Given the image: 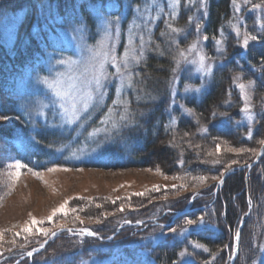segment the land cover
I'll list each match as a JSON object with an SVG mask.
<instances>
[{"label":"trees","instance_id":"trees-1","mask_svg":"<svg viewBox=\"0 0 264 264\" xmlns=\"http://www.w3.org/2000/svg\"><path fill=\"white\" fill-rule=\"evenodd\" d=\"M119 1L0 0V21L9 15L20 16L11 45L0 41V84L9 81L17 92L16 86L23 87L26 74L30 75L29 79L39 75L43 61L49 59L47 55L54 54L63 44L56 38L57 29H69L68 25H57L58 21L82 20L92 29L95 8L107 3L119 6ZM139 3V0L131 2L132 5ZM205 9L206 23L202 28L203 39L207 37L204 39L205 51L217 67L213 71L208 91L200 98L183 100L193 117L177 116L175 120L167 117L164 110L168 109L166 96L173 79L174 59L166 54H148L134 68L133 81L136 88L151 87L161 93L158 104L154 105L158 111L148 115L147 123L132 128L133 137L139 138V146L134 147L132 156L124 160L123 164H118L117 159L111 164L113 167L155 166L169 174L186 175L190 179L204 176L207 177L204 182L208 184L195 186L199 188V195L181 196L183 203L161 205V211L154 216L150 212V215L145 216L148 214L145 210H132L113 217L110 223L113 225L108 230L102 228L106 223L96 224L97 230L87 224L72 226L76 229L89 228L107 239L119 226L126 225L125 222L146 220L142 227L125 226L107 243H98L88 237L75 238L85 247L75 257L82 259L93 254L112 256L114 259L111 264H229L233 237L237 233L240 218L244 216L233 264H264V152L254 166L249 170L245 168L257 154L260 141L264 140V0H205ZM179 17L178 25L187 22L182 12ZM161 28L159 25L157 31ZM190 35L192 40L179 42L177 49L195 40V33ZM246 36L256 39H249L245 45ZM240 84L253 86L251 101L247 104L248 111L244 110L246 102L240 93ZM1 85L0 116H13L15 121L0 129V137L11 150L14 163L19 162L24 166L20 171L39 172L50 166L65 164L64 157L58 158L56 151L61 143L67 144L65 135L34 117L32 105H16L17 101L13 100L15 94L5 96ZM4 89L9 92L12 90L10 87ZM21 91L17 92L20 96ZM133 104L129 103L128 106L133 113L138 114L139 105ZM140 105L144 110L151 107L150 104ZM216 140L228 141L227 148H245L248 151H244L246 154L230 155L222 149L224 154L221 153L216 159L210 156L214 144H218ZM233 160L238 163L233 164ZM231 169H235L234 172L224 179L216 194H213L218 180L212 177H222ZM186 207L188 212L174 218L177 212ZM164 211L167 212L163 214ZM134 214L142 217H133ZM198 217L204 218L203 224L186 225L187 219ZM149 219L155 221L148 223ZM155 222L158 225H153ZM186 227L188 230L183 232L182 229ZM173 228L175 232L170 230ZM54 242L55 239L50 241L40 253ZM96 244L104 248H97ZM196 244L201 247H195ZM27 250L25 247H16L2 255L11 257L8 260L11 261L24 256ZM185 250L186 255L180 257L179 253ZM40 253L30 259H35ZM24 260L28 261V258ZM64 262L69 264L68 259Z\"/></svg>","mask_w":264,"mask_h":264},{"label":"rangeland","instance_id":"rangeland-1","mask_svg":"<svg viewBox=\"0 0 264 264\" xmlns=\"http://www.w3.org/2000/svg\"><path fill=\"white\" fill-rule=\"evenodd\" d=\"M119 2L121 3L119 6L107 3L105 6L95 8L92 29L82 20L58 21L57 25L69 27L68 30L59 27L55 33L58 41L63 44L54 51V54L47 55L49 59L43 61L38 76L29 79L30 75L26 74L23 87L16 86L17 92L22 90L21 96L12 88L11 82L7 81L6 84L4 81L2 85L0 84L3 86L1 91L5 96L7 94L11 97L15 94L13 100L18 102H16L18 106L32 105L35 109L34 117L58 133L64 134L67 139V144L61 143L56 149L57 157H64L65 164L50 166L39 172L23 173L19 169L21 175L16 178L17 170L10 155L11 150L0 137V264H13L18 259L8 261L11 257H4L2 255L4 252L16 247H25L28 254L37 250L48 239L50 241L55 239V242L43 253L35 256V259L29 257L28 261L22 260L21 264H34L33 262L65 264L64 261L67 259L69 264H111L114 259L112 256L93 254L82 259L75 257L77 252L85 248L77 241L84 236L79 232V228L72 226L87 224L97 230L96 224L106 223L102 228L108 230L110 225H113L110 224L113 217L132 210H145L148 211L145 216L150 214L154 216L161 211V205L183 203L184 199H181V196L199 195L197 191L199 188L195 186L208 184L194 180L195 177L190 179L186 175L169 174L155 166L113 167L111 164L116 161L114 159H117L118 164H123L124 160L132 156L134 147L139 146V138L133 137L132 128L134 125L136 127L147 123L153 111H158L154 105L158 104L161 93L151 87L136 88L133 81L134 68L148 54L154 53L157 56L166 54L174 59L173 79L166 96L168 109L164 110L170 120H175L177 116L179 118L192 116V112L184 106L183 100L200 98L209 89L213 71L217 67L214 60L206 54L202 36V28L206 23L205 0H179L178 4L175 0H139L140 3L136 5L131 4L132 0ZM93 11L95 10H91ZM181 12L187 22L178 25ZM105 20L112 22L110 34H105ZM19 22L18 15L3 18L0 21V41L11 45ZM159 25L162 28L157 31ZM190 33H195V40L177 49L179 42L187 43L192 40ZM193 44L195 48L192 47ZM125 55L132 72L131 86L127 75H119L111 62V57L115 56L116 63L123 68L122 60ZM106 57L108 62L101 70L100 63ZM136 58H140L139 63L136 62ZM96 78L100 80L99 88L95 84ZM88 85H91L93 94L99 102L93 104L81 120L72 124L67 123L57 93L62 96L66 92L79 91ZM9 87L12 89L10 92L4 89ZM251 88L253 86L249 85H245L243 89L239 88L243 97L246 95L250 97L247 104L251 101ZM129 103L139 105L138 114L133 113L128 106ZM140 104H150L151 107L145 106L147 109L144 110ZM0 117H5L0 119V129L15 121L13 116ZM217 142L210 154L216 159L221 153L224 154L223 151L230 155L242 153L228 151L230 149L227 148L228 141ZM216 144L220 148L219 151L216 150ZM262 146L264 147V144H261L259 149ZM254 159L255 157L250 163ZM246 183L247 173L245 186ZM61 205L65 206L64 211H57L53 215V210L59 209ZM49 216L52 217L51 220L48 219ZM133 217L138 218L139 214L138 216L134 214ZM32 218L38 223L33 224ZM244 218V216L240 218V222L244 223ZM150 220L155 221L149 219L147 222L151 223ZM145 222L146 220L140 219L136 225L142 227ZM26 226L31 229L29 232L24 231ZM134 231L136 232V229ZM55 232L58 233L53 234ZM96 236L100 237L97 233ZM235 238L236 234L233 237V248ZM107 239H109L107 242L112 241L109 237ZM96 245L97 248H104L101 244ZM72 256L75 259H71Z\"/></svg>","mask_w":264,"mask_h":264},{"label":"snow or ice","instance_id":"snow-or-ice-1","mask_svg":"<svg viewBox=\"0 0 264 264\" xmlns=\"http://www.w3.org/2000/svg\"><path fill=\"white\" fill-rule=\"evenodd\" d=\"M234 2H235V0H234ZM175 3L178 4L179 0H175ZM254 7H258V5H254ZM111 24H112V22H110V21H106V20L104 21L105 34H110ZM204 39H207V37H204ZM249 39L255 40L256 37L246 36L244 39L245 45H247ZM141 44L143 45V38H141ZM192 47L195 48V44H193ZM180 54L183 55V52H181ZM142 56H143V47H141V57ZM116 59L117 58L115 56L111 57V62L113 64V66L116 68V71L119 75H121V76H124L125 74L127 75L129 86H131V84H132V72L129 69V65L127 62V55H125V57L122 60L123 68H121L120 64L116 63ZM202 59H203V57H202ZM107 62H108V59L106 57L105 60L100 63L101 70L104 68L105 63H107ZM136 62L139 63L140 58H136ZM249 83L251 84L252 82H249ZM95 84H96L97 88L101 87L99 78L95 79ZM239 87L241 89H243L244 85L240 84ZM57 95L60 96V99H61L60 108L63 109V116L67 117V123H69V124L75 123L76 121H79L82 118H84L85 113L89 112V109L93 106V104L99 102V100L93 94V90H92L91 85H88L86 88H82L79 91H69V92L64 93L62 96L60 93H57ZM102 97H103V93H101V95H100V98H102ZM249 99H250V97L246 95L245 96L246 103H245V109H244L245 111H248L247 101ZM189 111H191V110H189ZM4 118L5 117H0V119H4ZM249 138H251V133H249ZM260 143L264 144V140L260 141ZM216 150L217 151L220 150L219 146H217ZM228 151L239 153V152H244V151H248V150L243 149V148H240V149L230 148V149H228ZM232 163L235 164V163H238V161L233 160ZM14 167L17 170L15 173V177L18 178L19 175H21V173L19 172V169H21L24 166L21 165L19 162H17L14 165ZM229 167H230V165H229ZM50 171H54V169H50ZM36 175H39V174L36 173ZM194 179L198 180L200 183H203L207 179V177L200 176V177H195ZM212 179L218 180L221 184L223 183V179L221 177H212ZM181 187H183V185H181ZM65 204H67V201H65ZM64 207H65L64 205H61V207L59 209H54L53 215H55L57 211L63 212ZM48 219L51 220L52 217L49 216ZM203 222H204L203 217H198L196 219H187L185 221L187 226H199V225L203 224ZM32 223L36 224V223H38V221H36L35 218H32ZM30 230L31 229L27 226L24 228L25 232H29ZM170 230L172 232L176 231V229H174V228L170 229ZM187 230H188L187 227L182 229L183 232H186ZM87 234L90 236L96 235L95 232H91V231H88ZM239 235H240V233L237 232L236 233L237 239L239 238ZM195 247L199 248V247H201V245L196 244ZM185 255H186V250L181 251L179 253L180 257H184Z\"/></svg>","mask_w":264,"mask_h":264},{"label":"water","instance_id":"water-1","mask_svg":"<svg viewBox=\"0 0 264 264\" xmlns=\"http://www.w3.org/2000/svg\"><path fill=\"white\" fill-rule=\"evenodd\" d=\"M262 148H263V146L259 149L257 155L255 156L254 161L251 163V166L254 165L256 162H258L259 159H261V156H262V154H263V150H262ZM251 166H246L245 168L250 169ZM232 171H234V170H230V171L225 172V173L223 174V176L221 177V178L223 179V181H224V179H225L226 177H228L230 174H232ZM220 185H221V183H220L219 181H217V183H216V188H215V191H214V194L217 192V190L219 189ZM245 187H246V186H245ZM249 208H250V206H249ZM185 212H187V210H184V211H182L181 213H178L175 217H177V216H179V215H181V214H183V213H185ZM241 225H242V223L240 224V227H241ZM120 229H121V228H119L116 232H118ZM59 231H60V232H64V230H62V231L59 230ZM59 231H58V232H59ZM79 231H80L82 234H84V235H86V233H87L86 230H79ZM53 234H54V233H53ZM91 237L94 238V236H91ZM112 237H113V236H111L110 238H112ZM95 239H97L98 241H101V239H99V238H96V237H95ZM49 241H50L49 239L46 240L40 248H38V249L35 250L34 252H29V253L26 255V257H29V256H32V255H34V254L40 253V252L44 249V247L46 246V244H47ZM104 241L107 242L108 239H107V240H104ZM238 243H239V238H238V239L235 238V248L232 250V254H233V256L231 257V259H230V263H229V264H233V262H234V259H235V257H236V253H237V250H238ZM20 261H21V260H17V261L14 262L13 264H18Z\"/></svg>","mask_w":264,"mask_h":264},{"label":"bare ground","instance_id":"bare-ground-1","mask_svg":"<svg viewBox=\"0 0 264 264\" xmlns=\"http://www.w3.org/2000/svg\"><path fill=\"white\" fill-rule=\"evenodd\" d=\"M262 150H264V147L262 148ZM262 155H263V154H262ZM261 157H262V156H261ZM256 163H257V162H256ZM256 163H255V164H256ZM255 164H254V165H255ZM254 165H252V166H254ZM247 166H251V163L248 164ZM252 166H251V167H252ZM245 167H246V166H245ZM238 169L240 170V169H242V168H238ZM246 169H247V168H246ZM247 170H249V169H247ZM232 172H233V171H232ZM184 210H187V212L189 211L188 208H185ZM185 213H186V212H185ZM158 216H159V215H158ZM156 217H157V216H156Z\"/></svg>","mask_w":264,"mask_h":264}]
</instances>
